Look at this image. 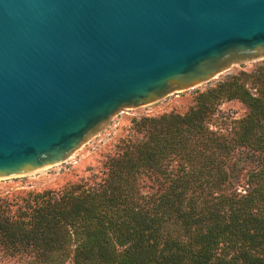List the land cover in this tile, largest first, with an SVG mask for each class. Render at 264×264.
<instances>
[{
  "label": "water",
  "instance_id": "95a60500",
  "mask_svg": "<svg viewBox=\"0 0 264 264\" xmlns=\"http://www.w3.org/2000/svg\"><path fill=\"white\" fill-rule=\"evenodd\" d=\"M263 58L264 0H0V178Z\"/></svg>",
  "mask_w": 264,
  "mask_h": 264
},
{
  "label": "trees",
  "instance_id": "16d2710c",
  "mask_svg": "<svg viewBox=\"0 0 264 264\" xmlns=\"http://www.w3.org/2000/svg\"><path fill=\"white\" fill-rule=\"evenodd\" d=\"M240 78L200 93L184 114L134 118L141 137L122 140L101 181L0 199V252L37 263L264 264V168L244 194L227 188L235 146L264 150V89ZM224 98L249 109L230 141L208 125Z\"/></svg>",
  "mask_w": 264,
  "mask_h": 264
},
{
  "label": "rangeland",
  "instance_id": "374dc122",
  "mask_svg": "<svg viewBox=\"0 0 264 264\" xmlns=\"http://www.w3.org/2000/svg\"><path fill=\"white\" fill-rule=\"evenodd\" d=\"M245 72L247 75H241ZM240 76V81H246L250 87L252 82H258L257 89H264V58L231 67L218 77L194 88L175 92L168 97L147 106L121 110L109 122L107 127L84 144L64 163L29 174L11 178H0V199L20 201L29 193L44 190H63L77 183L86 186L99 182L106 176L105 162L109 156L118 152L123 139L141 137L133 128L132 120L145 116H160L164 113H186L195 106L200 93L217 87V85L232 76ZM256 93V89H251ZM249 112L248 107L239 99H222L216 103L214 112L210 115L208 125L218 135L230 141L237 138L239 120ZM224 160V159H223ZM230 173L231 185L227 184L228 193L244 194L251 189V174L264 168V150L256 151L250 147L236 145L231 152V158L226 165ZM144 194L154 192V179L143 174L139 179ZM26 255L9 256L0 252V264H59L37 263ZM64 264H72L67 260Z\"/></svg>",
  "mask_w": 264,
  "mask_h": 264
},
{
  "label": "bare ground",
  "instance_id": "6f19581e",
  "mask_svg": "<svg viewBox=\"0 0 264 264\" xmlns=\"http://www.w3.org/2000/svg\"><path fill=\"white\" fill-rule=\"evenodd\" d=\"M43 170H45V169H43ZM43 170H40V172L43 171Z\"/></svg>",
  "mask_w": 264,
  "mask_h": 264
}]
</instances>
